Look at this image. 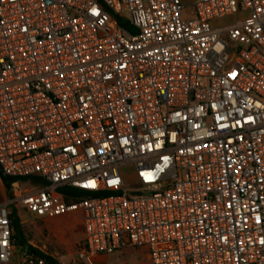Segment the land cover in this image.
<instances>
[{
	"label": "built area",
	"instance_id": "built-area-1",
	"mask_svg": "<svg viewBox=\"0 0 264 264\" xmlns=\"http://www.w3.org/2000/svg\"><path fill=\"white\" fill-rule=\"evenodd\" d=\"M193 8L0 0V171L44 182L0 204V264H55L14 243L13 211L80 213L73 264H264V0Z\"/></svg>",
	"mask_w": 264,
	"mask_h": 264
},
{
	"label": "rangeland",
	"instance_id": "rangeland-1",
	"mask_svg": "<svg viewBox=\"0 0 264 264\" xmlns=\"http://www.w3.org/2000/svg\"><path fill=\"white\" fill-rule=\"evenodd\" d=\"M183 19L195 17L193 8L194 0H182ZM124 14L127 16L128 12ZM24 185L30 190L40 188L42 185H34L30 181H24ZM8 198L6 189L0 180V203ZM23 229L30 245H34L41 251L50 255L57 263L73 264L75 253L81 241L85 237L83 221L80 213L56 218V219H24ZM82 264H152L149 252L146 249L131 248L110 254H104L96 260L86 261Z\"/></svg>",
	"mask_w": 264,
	"mask_h": 264
},
{
	"label": "trees",
	"instance_id": "trees-1",
	"mask_svg": "<svg viewBox=\"0 0 264 264\" xmlns=\"http://www.w3.org/2000/svg\"><path fill=\"white\" fill-rule=\"evenodd\" d=\"M101 1V0H98ZM117 22V24L121 27H123L124 29L127 30H131L129 21L123 18H119V17H115L114 18ZM0 179L6 189L7 195L8 197H10V192H11V188H12V184L18 180L21 181H30L32 184L34 185H42L44 184L43 181L38 180V179H22V178H16V177H7L4 176L1 171H0ZM11 223H12V227L14 230V235H13V240L14 243L18 246H28L29 248L33 249V247H31L28 243V239L25 235L24 229H23V224L20 221L19 216L13 211L12 215H11ZM40 254H43L42 252H40L39 250H37ZM46 257H48L51 261H53L55 264H57V262L50 256V255H45Z\"/></svg>",
	"mask_w": 264,
	"mask_h": 264
},
{
	"label": "crops",
	"instance_id": "crops-1",
	"mask_svg": "<svg viewBox=\"0 0 264 264\" xmlns=\"http://www.w3.org/2000/svg\"><path fill=\"white\" fill-rule=\"evenodd\" d=\"M1 180V179H0ZM3 203V202H2ZM1 204V203H0ZM94 260H96V258H93V259H88V260H86V261H89V262H92V261H94ZM85 261V262H86Z\"/></svg>",
	"mask_w": 264,
	"mask_h": 264
}]
</instances>
